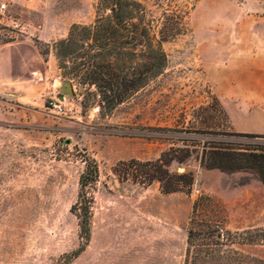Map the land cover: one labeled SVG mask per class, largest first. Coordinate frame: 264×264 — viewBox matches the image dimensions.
Masks as SVG:
<instances>
[{"label": "rangeland", "instance_id": "rangeland-1", "mask_svg": "<svg viewBox=\"0 0 264 264\" xmlns=\"http://www.w3.org/2000/svg\"><path fill=\"white\" fill-rule=\"evenodd\" d=\"M149 5L157 31L164 11L178 18L163 42L167 66L108 111L94 86L61 67L55 49L73 24L94 20L96 0H0V264L65 256V264H184L201 195L214 201L195 227L205 232L216 217L225 236L223 245L205 239L193 249L226 257L210 264H264V241H250L264 234V184L201 164L214 132H245L221 111L220 95L261 86L264 0ZM66 82L74 95L63 92ZM60 96L64 114L48 108ZM244 112L258 120L255 106ZM89 160L98 176L82 190ZM86 200L88 239L80 226Z\"/></svg>", "mask_w": 264, "mask_h": 264}, {"label": "trees", "instance_id": "trees-1", "mask_svg": "<svg viewBox=\"0 0 264 264\" xmlns=\"http://www.w3.org/2000/svg\"><path fill=\"white\" fill-rule=\"evenodd\" d=\"M172 1L96 0L97 14L94 20L89 24H73L68 36L56 42L61 67H69L68 73L75 75L80 84L94 86L102 107L112 110L165 70L168 58L163 42L176 34L174 27L178 18L170 11H164L161 28L157 31L149 4L166 3L171 6ZM69 63H72L71 66ZM220 108L229 118L222 104ZM214 133L217 136L206 140L203 145L202 166L228 173L248 172L264 184V143L253 139L264 137V134L233 132V138H227L219 132ZM183 160L185 158L177 159ZM89 161L81 175L82 190L98 176L95 161ZM173 176L181 181L186 179L188 184L193 182V177L185 173H174ZM213 201L211 196L201 195L193 204L184 264H210L212 259L226 258L216 250L203 252L201 248L193 249L203 244L199 240L205 239L223 245L220 242L225 236L220 226L222 220L215 217L214 225L210 224L205 232L195 227V224H200L199 217L205 205ZM89 208L86 200L81 206L86 217L80 222L81 234L86 239L91 235V224L87 217ZM254 240L264 241V234L250 238V241ZM66 260L65 256L56 264H65Z\"/></svg>", "mask_w": 264, "mask_h": 264}, {"label": "crops", "instance_id": "crops-1", "mask_svg": "<svg viewBox=\"0 0 264 264\" xmlns=\"http://www.w3.org/2000/svg\"><path fill=\"white\" fill-rule=\"evenodd\" d=\"M260 83V87L252 88L248 92H237L235 89H231L228 95L225 93H221L220 95L223 107L233 120L235 126L241 131L264 133V79ZM232 95H236L235 97L237 100L233 98L232 100L231 97H234ZM243 104L246 105L247 110L250 109L251 106H255L258 109V120L254 122L247 121L249 114L244 112L246 109L242 106Z\"/></svg>", "mask_w": 264, "mask_h": 264}, {"label": "built area", "instance_id": "built-area-1", "mask_svg": "<svg viewBox=\"0 0 264 264\" xmlns=\"http://www.w3.org/2000/svg\"><path fill=\"white\" fill-rule=\"evenodd\" d=\"M64 98L65 96L52 98L48 102V108L57 114H64L66 112L65 103L63 102Z\"/></svg>", "mask_w": 264, "mask_h": 264}, {"label": "water", "instance_id": "water-1", "mask_svg": "<svg viewBox=\"0 0 264 264\" xmlns=\"http://www.w3.org/2000/svg\"><path fill=\"white\" fill-rule=\"evenodd\" d=\"M62 90L65 94H70V95H74L73 92V85L71 82H66L63 87ZM180 170H183V167H180Z\"/></svg>", "mask_w": 264, "mask_h": 264}]
</instances>
